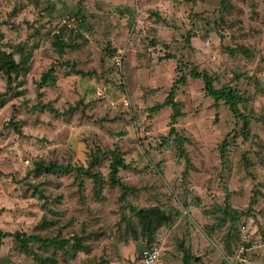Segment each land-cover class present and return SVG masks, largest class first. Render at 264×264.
<instances>
[{"label":"rangeland","instance_id":"rangeland-1","mask_svg":"<svg viewBox=\"0 0 264 264\" xmlns=\"http://www.w3.org/2000/svg\"><path fill=\"white\" fill-rule=\"evenodd\" d=\"M138 3L0 0L2 50L16 62L33 54L12 75L10 93L0 72V231L65 239L62 249L29 244L37 258L58 264H140L154 247L156 264H182L183 254L190 264H264V0ZM69 30L79 36L58 53L54 36ZM192 68L241 97L249 140L224 102L189 77ZM182 75L175 129L186 158L168 136L172 109L149 111ZM109 151L130 165L118 171L134 189L125 196L112 186ZM37 163L73 172L38 174ZM152 206L174 222L148 245L130 229L134 210ZM19 246L0 240V264H40Z\"/></svg>","mask_w":264,"mask_h":264},{"label":"trees","instance_id":"trees-1","mask_svg":"<svg viewBox=\"0 0 264 264\" xmlns=\"http://www.w3.org/2000/svg\"><path fill=\"white\" fill-rule=\"evenodd\" d=\"M220 4L222 7H225L228 4V0H220ZM12 12H16V9H14ZM80 14V11H78V15ZM66 26V25H64ZM68 29L70 27L66 26ZM69 35L66 33L60 34L56 33L57 35L54 36V47L58 50V53H62L65 51L70 50L74 46L72 44V34L75 36H79L78 32L72 33L70 30L68 31ZM71 36V37H70ZM4 35L0 31V41L3 40ZM64 40V41H63ZM188 41V40H187ZM2 46L0 45V72H2L5 77L7 78L6 81V93L11 92L12 87V75L15 73V71L19 69H25L28 67L29 60L32 58V52H28V57H24L20 62H16L14 60V56L4 50H2ZM30 57V58H29ZM53 70L49 69V72L44 74L42 76V79L39 83V88L42 89L44 86H46L51 78ZM189 77L192 80H201L203 82V90L206 95L211 97L216 103L218 104L220 101H223L225 106L229 109L231 115L241 121L242 127H241V135L243 136V139L249 140L250 134H249V123H248V117L245 116L239 109V105L242 102L241 97L236 93V91L230 89V88H222V89H216L213 86V78L208 75L207 71H199L196 68H192ZM186 84V77L180 76L177 78L174 83L171 86V89L167 93V96L161 104H157L149 109L150 113L156 114L162 111L165 108H171L172 109V115L170 117V124H169V132L168 136H175L176 142L179 149V154L181 157L186 158V152L184 151L182 144L183 139L178 136L175 125L177 123V120L181 117V113L179 111L178 103L176 102V91L180 86H184ZM72 110V109H70ZM49 111L55 112V116H58V112L51 108ZM13 119V118H12ZM11 119V120H12ZM226 143H222V147L225 148ZM104 155H110L112 159L111 163V180H112V186L118 187L123 191V194H125L129 191H133V188L124 186L119 178H118V171L119 169L127 170L129 169L130 165L125 163L123 158L120 154H118L117 151H109L104 153ZM97 159H94V162L92 164H96ZM40 163H37L36 166H38V170H36V173L40 172H46V173H53V172H61L64 174L73 172V168L70 166H67L63 168L62 166H58L55 164L45 165L41 166ZM186 166H190L189 161H186ZM78 172L83 173L86 176H91L96 182L99 181V178L97 175H92V173L84 171V169H77ZM134 215L137 219V225L136 227H132L130 231L135 234H138L139 231H141L143 239L146 240L147 244H152V240L154 237V234L156 233V230L163 225H171L174 222V216L171 213H166L161 210H159L157 207L149 208V209H138L134 210ZM6 238H13L20 246V251L24 252L26 255H33V257L36 259V255L29 249L30 243H37L44 247H53L55 249H62L65 245H67V241L65 239L59 240L58 238H38V237H28L23 233H2L0 231V240L6 239ZM74 246H79V239H75ZM151 249V248H149ZM148 250V249H146ZM37 262H40V264H58L57 261L53 258H37ZM141 260V258H140ZM186 263V260H185Z\"/></svg>","mask_w":264,"mask_h":264},{"label":"crops","instance_id":"crops-1","mask_svg":"<svg viewBox=\"0 0 264 264\" xmlns=\"http://www.w3.org/2000/svg\"><path fill=\"white\" fill-rule=\"evenodd\" d=\"M130 2H135V3H137V4H139L138 2H139V0H130ZM122 64V63H121ZM122 66V65H121ZM174 83V82H173ZM164 110V109H163ZM155 206H152V207H149V208H154ZM149 208H143V209H149ZM159 210H161V211H163V209H161V208H159V207H157ZM164 212V211H163ZM169 225H163V226H160L157 230H156V233L154 234V237H152L153 238V240H152V243H154L156 240L157 241H161L162 240V238H163V235H162V233H161V231L159 230V229H163V228H166V227H168ZM159 230V231H158ZM132 238H133V240H138L139 238H142L143 239V237H139L138 236V234H135L134 232L132 233ZM178 244V248L181 250V248L183 247V245L182 244H179V243H177ZM151 245V244H150ZM154 249H156L157 251H159V249H157V248H155L154 247ZM145 251V250H144ZM159 253H160V251H159ZM202 252H193V254H192V256H196L195 257V260H197L199 257H200V254H201ZM142 254V253H141ZM212 256V258L214 259V261H215V258H214V255H210L209 257H211ZM192 258H191V256L189 257V255H184L183 254V256H182V264H190V263H188V261H190ZM209 259V258H208ZM237 259V258H236ZM235 259V260H236ZM185 260H186V263H185ZM233 260H234V258H232V260L230 261V262H233ZM238 262H245V260L243 259L242 261H241V257L239 258V261ZM140 264H142L141 263V260H140ZM156 264V263H155ZM203 264H207L205 261L203 262ZM209 264H214L213 262L212 263H209ZM222 264V263H221ZM230 264V263H229ZM234 264H236V263H234Z\"/></svg>","mask_w":264,"mask_h":264},{"label":"built area","instance_id":"built-area-1","mask_svg":"<svg viewBox=\"0 0 264 264\" xmlns=\"http://www.w3.org/2000/svg\"><path fill=\"white\" fill-rule=\"evenodd\" d=\"M115 64L117 66H121L122 60L119 58V56L114 58ZM160 259V253L154 248L145 250L141 254V263L142 264H155L159 261Z\"/></svg>","mask_w":264,"mask_h":264}]
</instances>
